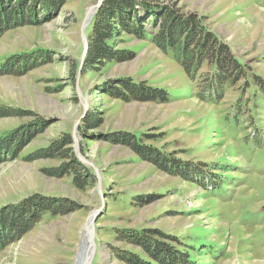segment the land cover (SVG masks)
Segmentation results:
<instances>
[{
    "label": "rangeland",
    "instance_id": "rangeland-1",
    "mask_svg": "<svg viewBox=\"0 0 264 264\" xmlns=\"http://www.w3.org/2000/svg\"><path fill=\"white\" fill-rule=\"evenodd\" d=\"M96 1L0 0L18 22L0 32V107L14 111L0 117V205L33 193L76 205L45 212L17 238L4 231L15 240L0 247V264H75L94 210L90 264H158L154 238L190 264H264V0H148L195 14L245 64L207 100L199 91L213 63L189 76L152 42L159 26L141 10L149 34L118 24L115 55L83 69L94 15L82 24ZM17 54L26 56L9 59ZM129 78L168 100L114 96ZM128 132L140 152L121 142Z\"/></svg>",
    "mask_w": 264,
    "mask_h": 264
},
{
    "label": "trees",
    "instance_id": "trees-1",
    "mask_svg": "<svg viewBox=\"0 0 264 264\" xmlns=\"http://www.w3.org/2000/svg\"><path fill=\"white\" fill-rule=\"evenodd\" d=\"M8 8L0 9V32L5 28H10V25L6 26L9 23H18L16 18L12 19L14 16L17 17L15 10ZM158 8H163V13L159 12ZM139 10H141V15L142 13L149 15L145 18L148 23L159 26L158 31L150 35L152 42L165 52L170 51L189 76H193L198 71L204 59H208V61L213 63L210 76L202 91H199V96L203 100L220 98L225 83L234 82L239 76L243 75L245 64L239 58L233 56L230 47L208 29L195 14H190V17L184 16L172 7L148 0H102L93 16L92 29L87 36V50L83 58V69L87 66L96 67L97 63L115 55L111 51L110 40L114 36L115 31H117L118 24L123 26L125 30L133 31L139 36L149 34L145 27V20L137 14ZM18 21H21V19H18ZM25 23H30V20H25ZM21 56L24 57L26 55L17 54L9 59L15 60ZM7 62L10 61L8 60ZM7 65L9 66L7 63L4 67H8ZM128 81L129 85L125 81L121 82L125 87V91L121 89L115 90L113 91L114 96L119 95L124 99L160 101H167L169 98L161 89L151 88L130 78ZM258 84L264 90L263 80L259 81ZM215 93L218 96H213ZM10 115H14V111L6 107H0V117ZM126 134L128 136L123 138L121 142L130 145L136 152H140L143 146L138 143L141 149L138 147L136 141L139 140L138 137H134L129 132ZM64 142H70L68 137L64 138ZM60 148V142H53L51 150ZM159 151L162 152L160 149ZM73 182L79 188L83 187L76 175L73 177ZM75 208L76 205L70 200L36 193L10 204L0 205V247L5 245L6 242L15 240L9 236L6 237L7 235L4 231L12 232L17 238L26 233L31 228V225L36 224L40 216L45 212L57 215L69 212ZM129 230L138 235L140 239L144 238L140 235L144 231L143 229L129 228ZM164 235L161 231L156 232V236ZM144 241L147 242L146 240ZM148 241L154 244L157 243L160 246L159 250L148 249L149 254L155 258L158 264H190L187 261V255L182 250H169V253L167 243L164 241L162 242L157 238ZM159 254L161 256H158Z\"/></svg>",
    "mask_w": 264,
    "mask_h": 264
},
{
    "label": "water",
    "instance_id": "water-1",
    "mask_svg": "<svg viewBox=\"0 0 264 264\" xmlns=\"http://www.w3.org/2000/svg\"><path fill=\"white\" fill-rule=\"evenodd\" d=\"M102 0H97L95 4L91 5L88 7L87 11H86V15H85V19L83 21L82 26L86 25L87 23H89L90 19H88V14L90 11L93 10L92 12V16L94 15L95 11L97 10V8L100 6ZM82 41L84 44V49H83V53H82V62H83V58L85 56L86 50H87V39L85 38L84 33H82ZM100 183V180H99ZM100 188V186H99ZM101 212H99L98 210H94L91 212V214L88 216L85 225L89 226V229L86 232V240H85V244H84V254H83V264H90L91 260L93 258L94 255V251H95V221L97 219V217L100 215Z\"/></svg>",
    "mask_w": 264,
    "mask_h": 264
},
{
    "label": "bare ground",
    "instance_id": "bare-ground-1",
    "mask_svg": "<svg viewBox=\"0 0 264 264\" xmlns=\"http://www.w3.org/2000/svg\"><path fill=\"white\" fill-rule=\"evenodd\" d=\"M92 11L89 12L88 14V19H90L92 17ZM89 229V226L88 225H84L83 229H82V234H81V237H80V240L78 242V247H77V250H76V263L75 264H83V254H84V244H85V240H86V232L87 230Z\"/></svg>",
    "mask_w": 264,
    "mask_h": 264
}]
</instances>
